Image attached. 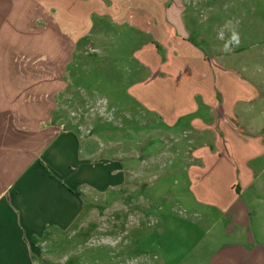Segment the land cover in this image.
Listing matches in <instances>:
<instances>
[{
    "label": "rangeland",
    "instance_id": "obj_1",
    "mask_svg": "<svg viewBox=\"0 0 264 264\" xmlns=\"http://www.w3.org/2000/svg\"><path fill=\"white\" fill-rule=\"evenodd\" d=\"M58 4L13 19L15 49L0 66L13 78L0 82L9 96L0 133L48 141L73 131L92 142L88 172L73 165L83 212L46 242L44 264H255L264 251V0H180L188 40L206 58L200 74L218 80L207 100L217 134L198 138L150 108L172 99L171 83L143 64L152 30L130 26L138 13L128 5L144 10L145 0ZM234 31L239 43L225 52Z\"/></svg>",
    "mask_w": 264,
    "mask_h": 264
},
{
    "label": "crops",
    "instance_id": "obj_2",
    "mask_svg": "<svg viewBox=\"0 0 264 264\" xmlns=\"http://www.w3.org/2000/svg\"><path fill=\"white\" fill-rule=\"evenodd\" d=\"M60 1L0 0L1 67L15 49L13 19L27 17L32 9L44 11L46 3L56 9ZM136 1L140 2L130 0ZM145 1L144 10L128 5L129 11L138 13L130 26L144 24L152 30V40L143 47L146 50H143L146 54L143 64L162 81L171 83L172 99L171 108L165 110L153 103L150 108L162 114L171 127L184 123L193 138L208 131L215 136L217 130L212 127L217 124V118L207 100L218 93V80L213 75L207 82L200 74L207 66L206 58L197 44L188 40L190 27L186 15L184 21L180 0L177 6L176 0ZM150 2L154 3L153 9L149 7ZM160 45H165L164 61L159 60ZM12 79V74L0 73V82ZM155 79L153 76L152 80ZM5 91L0 89V99L9 97ZM137 95L143 98L152 96V92L139 91ZM6 133H0V264H44L43 246L83 212V199L73 184L76 180L73 165L88 172L91 152L87 153L83 147L86 149L92 142L81 139L73 131H59L48 141L40 134L14 137L13 132ZM234 184L230 186L232 194L236 190L232 187ZM252 261L264 264V251Z\"/></svg>",
    "mask_w": 264,
    "mask_h": 264
},
{
    "label": "clouds",
    "instance_id": "obj_3",
    "mask_svg": "<svg viewBox=\"0 0 264 264\" xmlns=\"http://www.w3.org/2000/svg\"><path fill=\"white\" fill-rule=\"evenodd\" d=\"M233 43H235V44L239 43V34L237 32H235V31L232 33L231 40L228 43L225 44L223 50L225 52L230 51V45L233 44Z\"/></svg>",
    "mask_w": 264,
    "mask_h": 264
}]
</instances>
